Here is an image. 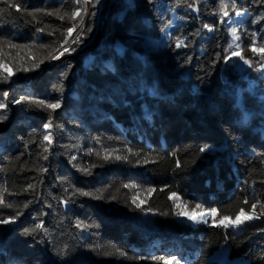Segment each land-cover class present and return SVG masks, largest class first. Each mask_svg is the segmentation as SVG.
I'll return each mask as SVG.
<instances>
[{
  "label": "trees",
  "instance_id": "obj_1",
  "mask_svg": "<svg viewBox=\"0 0 264 264\" xmlns=\"http://www.w3.org/2000/svg\"><path fill=\"white\" fill-rule=\"evenodd\" d=\"M101 1L28 86L85 0H0V264H264V0Z\"/></svg>",
  "mask_w": 264,
  "mask_h": 264
},
{
  "label": "rangeland",
  "instance_id": "obj_2",
  "mask_svg": "<svg viewBox=\"0 0 264 264\" xmlns=\"http://www.w3.org/2000/svg\"><path fill=\"white\" fill-rule=\"evenodd\" d=\"M106 0H102L101 1V7L103 8L104 3ZM110 1V0H109ZM92 4H93V0H85V16L83 19V22L81 23V25L76 28L75 30H73L71 32V35L67 41V43H65L63 45V47L58 50L56 53H54L51 58L45 62L42 65V69L38 72H40V76H43V70H51L53 69L55 66L60 64V61L67 56L68 54H70V48L73 44H75L79 38L81 37L82 31L84 29L85 23L87 21V18L89 16L90 10L92 8ZM227 25L230 29V36L232 38V42L237 46L238 44V40H237V31L234 27V18L231 17L227 20ZM233 29H235V35L233 34ZM6 72L8 74H12V71L10 70V68H8L6 70ZM30 84L28 83V86ZM258 85V83L256 81H251V90H253L252 88L256 87ZM179 210H180V215L181 218L191 222L193 224L199 223V222H211L214 225H222L225 227H230L232 225H236L240 220H242L244 218V216H239L236 219H232L230 217H220L219 213L217 211H215L213 213V210H190L187 207H185L184 205L179 203ZM189 215L193 216L194 219H189ZM227 218V219H225ZM239 218V221H238ZM212 259H215L219 262V264H248L249 263V259L247 257H231L230 256V250L227 246H222L219 249H216L215 252L211 255Z\"/></svg>",
  "mask_w": 264,
  "mask_h": 264
},
{
  "label": "snow or ice",
  "instance_id": "obj_3",
  "mask_svg": "<svg viewBox=\"0 0 264 264\" xmlns=\"http://www.w3.org/2000/svg\"><path fill=\"white\" fill-rule=\"evenodd\" d=\"M227 14V13H225ZM74 15H79V13H74ZM71 29H69V34H71ZM233 34L235 35V29H233ZM238 39V37H237ZM180 46V43L177 44V47ZM237 47H239V45H237ZM253 51H257V49H253ZM260 52L264 53V48H261L259 49ZM238 53H233V55H237ZM245 63H249L247 60L245 61ZM42 103V102H41ZM60 105L57 103V104H48L47 107L48 108H52V109H55V108H58ZM3 119H6V117H0V120H3ZM49 125H45V127H48ZM45 140H49L50 141V137L49 136H45ZM201 151H204V149H201ZM105 158H108L107 156ZM117 159H120V157H116ZM84 171H86V169H83ZM174 195V194H173ZM197 207H199V205H197ZM253 208H255V205H253ZM215 212V210H213V213ZM241 215H243V210H241ZM189 219H194L193 216L189 215L188 217ZM248 219H251V217H246ZM227 219V218H225ZM238 221H239V218H238ZM4 223H8V221H3ZM37 227H40V225H38ZM121 255H123V253H121ZM176 258L173 257V260H175ZM165 264H172V261L169 260V261H165ZM177 264H179V262L177 261Z\"/></svg>",
  "mask_w": 264,
  "mask_h": 264
},
{
  "label": "bare ground",
  "instance_id": "obj_4",
  "mask_svg": "<svg viewBox=\"0 0 264 264\" xmlns=\"http://www.w3.org/2000/svg\"><path fill=\"white\" fill-rule=\"evenodd\" d=\"M40 76V72H37V73H35L32 77H31V79H32V82H29V84L31 83H35V81H36V79L38 78Z\"/></svg>",
  "mask_w": 264,
  "mask_h": 264
},
{
  "label": "built area",
  "instance_id": "obj_5",
  "mask_svg": "<svg viewBox=\"0 0 264 264\" xmlns=\"http://www.w3.org/2000/svg\"><path fill=\"white\" fill-rule=\"evenodd\" d=\"M254 88V87H253Z\"/></svg>",
  "mask_w": 264,
  "mask_h": 264
}]
</instances>
